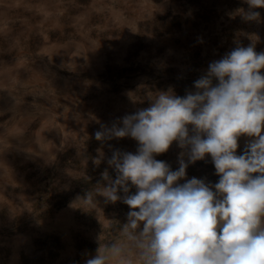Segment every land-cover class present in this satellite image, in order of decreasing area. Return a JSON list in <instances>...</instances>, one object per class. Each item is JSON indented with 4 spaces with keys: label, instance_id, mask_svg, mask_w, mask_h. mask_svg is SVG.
Masks as SVG:
<instances>
[{
    "label": "rangeland",
    "instance_id": "374dc122",
    "mask_svg": "<svg viewBox=\"0 0 264 264\" xmlns=\"http://www.w3.org/2000/svg\"><path fill=\"white\" fill-rule=\"evenodd\" d=\"M249 10L246 0H0V264H85L113 243L126 259L107 264H142L122 231L129 206L80 200L106 184L105 169L115 179L112 151L135 154L138 142L94 134L159 92H194L237 46L264 51V8L257 20ZM181 151L173 142L155 159L177 170ZM193 177L218 182L210 155L178 183Z\"/></svg>",
    "mask_w": 264,
    "mask_h": 264
},
{
    "label": "clouds",
    "instance_id": "9594fccd",
    "mask_svg": "<svg viewBox=\"0 0 264 264\" xmlns=\"http://www.w3.org/2000/svg\"><path fill=\"white\" fill-rule=\"evenodd\" d=\"M246 2L250 10L245 19L257 20L260 13L254 9L264 8V0ZM262 69L264 51L237 46L209 64L194 82V92L183 97L159 92L149 107L95 132L102 143L124 137L138 142L135 154L114 149L107 164L115 179L105 169L101 179L106 184L80 200L95 206L100 195L106 204L129 206L122 231L142 264H264ZM241 136L250 139L238 155ZM173 142L182 149L177 170L155 159ZM206 155L218 182L193 177L178 183L189 164ZM131 186L135 194H130ZM114 258L126 259L123 245L113 243L103 252L99 248L85 264H107Z\"/></svg>",
    "mask_w": 264,
    "mask_h": 264
}]
</instances>
